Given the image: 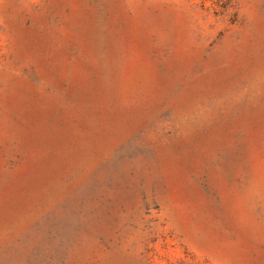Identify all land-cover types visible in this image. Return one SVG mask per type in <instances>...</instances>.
<instances>
[{
	"label": "rangeland",
	"instance_id": "1",
	"mask_svg": "<svg viewBox=\"0 0 264 264\" xmlns=\"http://www.w3.org/2000/svg\"><path fill=\"white\" fill-rule=\"evenodd\" d=\"M0 264H264V0H0Z\"/></svg>",
	"mask_w": 264,
	"mask_h": 264
}]
</instances>
